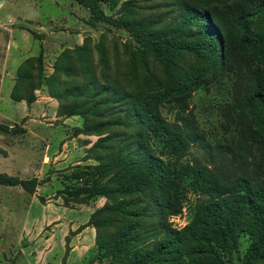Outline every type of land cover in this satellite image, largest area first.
I'll list each match as a JSON object with an SVG mask.
<instances>
[{
  "label": "trees",
  "instance_id": "16d2710c",
  "mask_svg": "<svg viewBox=\"0 0 264 264\" xmlns=\"http://www.w3.org/2000/svg\"><path fill=\"white\" fill-rule=\"evenodd\" d=\"M76 1L90 10L93 24L127 33L137 43L138 61L144 63L150 51L165 70L163 78L141 82L131 75L133 81L123 85L98 75L82 46L76 61L63 54L57 64L70 82L39 77L40 87L61 102V115L83 119L80 134L109 133L92 148L100 152V164L77 167L71 177L84 182L70 187L75 191L111 200L92 218L98 228L92 262L235 264L237 258L241 264H264V0H184L182 16L164 32L129 7L116 17L105 12L122 0ZM186 53L198 64H182ZM220 77L233 83L240 120L228 117L226 129L234 125L232 139L248 149L249 168L228 171L185 161L196 143L214 147L191 125L171 123L162 112L166 105L182 106ZM233 156V165L247 162ZM15 180L0 175L1 185H21ZM190 191L202 198L189 224L176 229L169 218L181 212Z\"/></svg>",
  "mask_w": 264,
  "mask_h": 264
},
{
  "label": "rangeland",
  "instance_id": "374dc122",
  "mask_svg": "<svg viewBox=\"0 0 264 264\" xmlns=\"http://www.w3.org/2000/svg\"><path fill=\"white\" fill-rule=\"evenodd\" d=\"M183 1L122 0L105 12L115 16L129 7L139 20L164 32L182 16ZM91 17L76 0H0V175L21 182L0 184V264H95L98 228L92 218L111 204L109 198H90L86 191L70 188L84 183L71 178L77 167L100 164V152L92 148L109 133L80 134L83 119L61 115V102L46 86L40 87L39 77L70 82L57 64L63 54L76 61L82 46L88 48L98 75L106 73L110 81L127 85L131 75L141 82L165 77L155 54L148 51L145 62L138 61L137 43L127 33L107 23L93 24ZM182 64L198 63L186 53ZM232 84L220 77L193 92L182 106H163L169 122L186 129L191 125L205 136V145L214 147L196 143L185 161L228 171L250 167L248 149L232 139L234 125L230 132L226 129L228 117L240 120ZM220 144L232 147L215 148ZM234 152L247 162L233 165ZM201 198L188 192L170 224L176 229L188 225ZM245 249L243 244L242 257ZM235 264L241 261L236 258Z\"/></svg>",
  "mask_w": 264,
  "mask_h": 264
}]
</instances>
